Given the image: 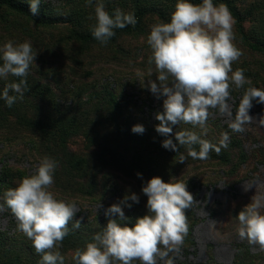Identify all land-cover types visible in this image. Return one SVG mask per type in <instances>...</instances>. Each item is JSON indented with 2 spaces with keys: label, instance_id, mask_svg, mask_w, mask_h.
Masks as SVG:
<instances>
[{
  "label": "rangeland",
  "instance_id": "obj_1",
  "mask_svg": "<svg viewBox=\"0 0 264 264\" xmlns=\"http://www.w3.org/2000/svg\"><path fill=\"white\" fill-rule=\"evenodd\" d=\"M139 1L143 8L156 7L168 14L177 2ZM232 2L247 15L245 27L249 35L264 40V0ZM104 3L108 12L113 6L125 14L136 13L133 0H104ZM40 6L59 15V22L42 26L5 8L0 10V49L9 40L15 43L27 40L38 53L26 77L27 90L22 99L17 98L14 109H7L0 98V111L6 117L0 122V179L8 177L7 184L0 180V204L4 191L15 187L23 176L31 175L40 158H54L58 167L51 190L59 199L74 201L80 209L58 248L64 264H75L72 259L75 250L83 249L106 226L110 217L104 213L109 206L119 203L126 194H137L138 204L129 200L131 208L122 206L133 224L137 217L147 214V197L142 193L146 182L154 176L165 182L178 179L187 184L196 202L186 213L191 235L185 237L174 264H237L241 246L244 253L240 261L264 264V250L241 240L237 233L238 212L254 195L264 196V126L258 123L264 116V104L252 101L248 114L253 122L244 125L243 133L229 128L244 89H264V53L251 51L241 43L235 23L234 43L243 54L232 68L244 69L251 84L239 90L233 85L228 101L230 115L210 110L204 129L182 122L171 126L172 133L165 136L156 131L160 122L155 118L156 113L163 111L165 97L157 99L148 88V81L157 77L154 64L148 63L151 50L147 36L151 26L162 21L158 12L146 13L139 32L122 35L114 43L82 45L71 39L70 33L95 26L96 0L91 3L49 0ZM20 79L12 75L0 78V94L8 84L19 83ZM41 90L43 94H39ZM107 93L113 95L114 101ZM9 95L18 96L13 91ZM68 124L77 134L67 140L65 147L47 136ZM137 124L143 125L142 134L132 131ZM185 130L219 147V154L214 147L207 159H194L188 155V146H178L177 152L162 146L165 139L175 143V133ZM225 135L229 138L226 148L220 144ZM192 148L199 151L198 144ZM182 157L184 161L180 162ZM72 158L82 159V167H70ZM76 220L81 221L79 229L73 228ZM0 262H41L31 240L17 230L16 218L6 205L0 211Z\"/></svg>",
  "mask_w": 264,
  "mask_h": 264
},
{
  "label": "clouds",
  "instance_id": "obj_2",
  "mask_svg": "<svg viewBox=\"0 0 264 264\" xmlns=\"http://www.w3.org/2000/svg\"><path fill=\"white\" fill-rule=\"evenodd\" d=\"M48 2L28 0L31 13L38 14L40 4ZM95 17L92 35L101 45H106L115 35L114 29L137 23L134 14H125L119 8L110 15L104 0H96ZM234 24L235 19L224 3L202 0L197 4L177 0L169 22L161 21L151 26L147 36L151 50L148 63L154 64L157 79L149 80L148 88L157 99L165 97L163 111L155 115L160 122L156 126L158 133L168 136L172 133L171 126L182 122L204 129L210 110L231 114L228 101L233 85L239 90L251 84L244 69L232 68L243 54L234 43ZM0 53L3 60L0 78L9 75L22 78L19 83L8 84L0 94L10 108L18 97L23 98L27 90L26 77L38 53L27 40L21 43L9 40ZM149 74H152L151 69ZM10 91L18 96L9 95ZM253 100L264 104V89H244L236 118L229 124L232 131L243 133L244 125L253 122V117L248 114ZM258 123L264 126V116ZM132 131L142 134L145 129L137 124ZM228 139L225 135L220 141L225 148ZM175 141L165 139L162 146L176 152L177 144L188 146V155L194 159H207L215 147L187 130L175 133ZM197 144L199 151L192 148ZM215 151L219 154L220 148L215 147ZM183 161L182 157L180 162ZM57 167L54 158H40L31 175L23 176L15 187L4 191L3 204H0V211L6 205L16 218L17 230L31 240L36 253L41 255L40 264H64V256L58 248L69 234V223L80 210L74 201L59 199L51 190ZM137 176L142 178L140 173ZM142 193L147 197V214L137 217L129 226L131 218L125 216L122 206L131 208L129 200L138 204L139 196L126 194L123 200L105 210V216L110 218L103 230L96 233L83 249L75 250L72 257L75 264H133L136 260L140 264H158L160 261L174 264L189 232L186 213L196 202L194 196L187 190L186 183L173 178L165 182L159 176L149 179L142 187ZM261 209H264V196L256 194L237 214V233L241 240L264 250V212ZM80 227L81 221L76 220L73 228Z\"/></svg>",
  "mask_w": 264,
  "mask_h": 264
},
{
  "label": "trees",
  "instance_id": "obj_3",
  "mask_svg": "<svg viewBox=\"0 0 264 264\" xmlns=\"http://www.w3.org/2000/svg\"><path fill=\"white\" fill-rule=\"evenodd\" d=\"M133 2L136 5V13H135V18L137 20V23L135 26L132 25H127L123 29H114L115 35L109 39L108 43H114L120 36L122 35H130L137 33L141 30V25L143 18L145 17L146 13L152 12V11H157L159 14L160 19L163 22H169L170 21V16L171 14H168L162 10L156 9V7H151V8H143L140 5L139 0H133ZM192 3H202V0H190ZM214 4H219V3H224L227 5L229 10L231 11L232 16L235 19V23L237 26L238 34H239V39L241 43L246 46L248 49L254 52L258 53H264V40L255 38L253 36H250L246 27H245V22L247 20V15L240 11L232 2V0H213ZM3 8L7 9L8 11L22 15L26 17L27 19L33 21L34 23L42 26H53L56 23H58L61 18L59 15L53 12H47L46 8L44 6H39L38 14L33 15L30 11V5L28 1H21V0H0V10ZM116 7H110L109 8V14H114ZM70 38L75 39L76 41L80 42L82 45H101L99 41L95 40V38L92 35V29H85V30H73L70 33ZM41 89V88H40ZM38 90V88H37ZM46 90L49 92V88H46ZM28 93H34L36 92L35 90H30L27 91ZM39 94H43V91H38ZM107 95L110 97L112 101H114V97L111 93H107ZM7 106V104H6ZM7 109H14V104L12 107H8ZM6 119L5 114L0 111V122L4 121ZM39 127L41 125L37 123ZM76 130L75 128L71 125L68 124L67 126H61L57 131H50L47 136L52 139L56 140L62 147L66 146V142L69 138L72 136L76 135ZM180 146L177 144V148ZM226 163L229 162V159H224ZM84 161L82 159H76L72 158L69 161L70 167H73L74 169H78L82 167ZM1 180V179H0ZM2 183L7 184L8 182V177L5 175V178L1 180ZM129 226H132V224L129 223ZM191 225H189V232L188 236L191 235ZM188 241H190V244L193 245L191 242V239L189 238ZM187 250V249H186ZM240 252L241 254L237 257V264H252L253 260L250 261H245V260H239L240 257L244 253V246L240 247ZM239 260V261H238ZM0 264H12L8 262H0Z\"/></svg>",
  "mask_w": 264,
  "mask_h": 264
}]
</instances>
